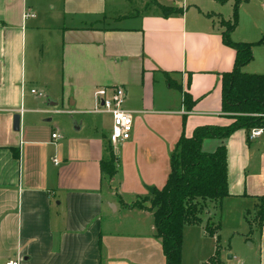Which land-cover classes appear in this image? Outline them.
Wrapping results in <instances>:
<instances>
[{
	"label": "crops",
	"instance_id": "obj_1",
	"mask_svg": "<svg viewBox=\"0 0 264 264\" xmlns=\"http://www.w3.org/2000/svg\"><path fill=\"white\" fill-rule=\"evenodd\" d=\"M151 1L147 12H132L128 0H0V264H165L150 189L164 186L182 131L190 138L232 123L221 112V75L232 71L235 51L222 33L236 1L230 40L262 42L241 72L264 77V0ZM156 5L182 14L164 17ZM117 86L133 129L112 147L109 115L106 126L73 117L92 114L96 90ZM247 135L203 142L205 153L226 146L229 196L220 207L206 203L199 219L229 227L254 252L252 263L264 264V226L249 234L245 220L264 196V132ZM109 147L112 179L100 171Z\"/></svg>",
	"mask_w": 264,
	"mask_h": 264
},
{
	"label": "trees",
	"instance_id": "obj_2",
	"mask_svg": "<svg viewBox=\"0 0 264 264\" xmlns=\"http://www.w3.org/2000/svg\"><path fill=\"white\" fill-rule=\"evenodd\" d=\"M223 3L226 0H216ZM164 17L181 15V9L166 8L156 5ZM238 21V2H234L231 22H223V44L235 51L233 69L230 73L221 75V112L232 120L225 127H199L190 138L185 137L183 131L170 157V173L161 190L152 189L153 200L150 210L153 211L156 237L162 241V251L165 264H181L180 252L182 232L184 227L201 223L199 214L208 202L220 207L228 193L227 149L221 143L213 153L202 151L205 140L224 141L236 131L249 132L253 128L263 125L264 114V77L248 75L241 69L252 60V48L261 44L233 43L230 34L235 30ZM169 88L179 89L170 79ZM182 104L186 112H190L194 102L190 96L184 95ZM186 116L182 117V125ZM109 159L101 161L100 171L108 179L117 174V162L111 148H108ZM142 208L141 205H136ZM252 220L246 222L250 228L261 229L264 226V196L258 198ZM220 222L210 228L208 223L204 233L208 237L216 238ZM220 247L216 246L215 254L205 264H214L220 256Z\"/></svg>",
	"mask_w": 264,
	"mask_h": 264
},
{
	"label": "rangeland",
	"instance_id": "obj_3",
	"mask_svg": "<svg viewBox=\"0 0 264 264\" xmlns=\"http://www.w3.org/2000/svg\"><path fill=\"white\" fill-rule=\"evenodd\" d=\"M130 4L131 11L138 10L139 12H147L152 6L153 2L151 0H128ZM102 23L105 25L104 20ZM225 29V28H224ZM173 90H178L176 88H170ZM179 91V90H178ZM74 120H86V121H95L98 122L97 126H106L107 118L102 115L95 114H86L80 117H73ZM71 124V123H70ZM107 143V142H106ZM138 205L142 203V201L137 202ZM253 217V216H252ZM251 217V219H252ZM200 218V217H199ZM201 221V220H200ZM206 221L204 224L200 223L198 225L188 226L183 229L182 232V241H181V252H180V260L181 264H205L209 261V259L214 256L216 246L220 247V258L219 264L221 262L222 252L227 250L228 253L224 254L222 259L226 260L228 255L234 256L235 260L233 264H237V262H241L242 264H253L252 263V249L249 248L248 244L241 238L233 236L229 227H220V231L218 233L219 242H216V238L214 237H204L203 236V228L206 225ZM209 227L214 229L213 223H208ZM204 226V227H203ZM245 225L243 224V228L245 229ZM238 232V231H236ZM207 250L205 259L198 262V258L200 255H204L205 253L199 254L200 250ZM209 252V253H208ZM210 254V255H209ZM207 258V259H206ZM214 264H218V261H215Z\"/></svg>",
	"mask_w": 264,
	"mask_h": 264
},
{
	"label": "built area",
	"instance_id": "obj_4",
	"mask_svg": "<svg viewBox=\"0 0 264 264\" xmlns=\"http://www.w3.org/2000/svg\"><path fill=\"white\" fill-rule=\"evenodd\" d=\"M34 17L30 12L24 14V19ZM31 94L37 97H43V93L31 90ZM95 106L92 114H107L111 118V130L107 137V143L112 146H119L130 140L133 129L132 115L125 110V102L127 100V92L123 87H103L94 93ZM263 125L253 128L248 132V139L254 140L264 132V114ZM51 138L57 140L59 135L52 134ZM55 163V161H53ZM4 264H19L17 259L9 260Z\"/></svg>",
	"mask_w": 264,
	"mask_h": 264
},
{
	"label": "water",
	"instance_id": "obj_5",
	"mask_svg": "<svg viewBox=\"0 0 264 264\" xmlns=\"http://www.w3.org/2000/svg\"><path fill=\"white\" fill-rule=\"evenodd\" d=\"M12 129L13 131L17 132L19 130V116L15 115L13 117V121H12ZM152 192V189H150V193ZM232 256L228 255L227 256V260H231Z\"/></svg>",
	"mask_w": 264,
	"mask_h": 264
}]
</instances>
